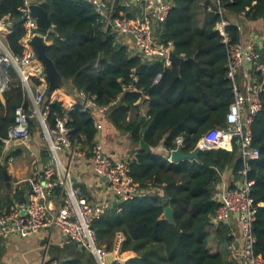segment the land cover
Returning <instances> with one entry per match:
<instances>
[{
    "label": "trees",
    "instance_id": "16d2710c",
    "mask_svg": "<svg viewBox=\"0 0 264 264\" xmlns=\"http://www.w3.org/2000/svg\"><path fill=\"white\" fill-rule=\"evenodd\" d=\"M21 5L22 0H0V16L13 22L14 30L6 39L15 54L22 53ZM202 5L211 8L204 11L200 24ZM42 7L54 27L45 51L69 82L70 93L78 97V90L82 89L95 95L98 105H108L120 96L108 111L110 120L114 126L125 129L138 145L129 164L130 175L138 185L137 194L115 202L95 223L100 243L110 248L114 234L121 231L125 235L122 250L136 254L124 263L112 264H238L209 246L213 216L219 206L216 185L225 169L233 165L236 175L242 163L236 144L231 149H200L196 159L170 162L139 143L155 147L169 132L164 140L167 150L175 149L176 138L182 136V150L191 152L198 148V141L208 130L225 125L233 93L227 78V48L215 26L228 12L244 11V16L264 20V0H173L167 18L157 27L160 40H171L173 51L185 57L179 65L173 63L171 67L155 59L142 62L138 54L119 41L116 33L101 29L91 4L80 0H42ZM219 7L222 12H218ZM124 11L120 8L118 13ZM128 17L132 15L129 13ZM225 30L231 42L240 41L236 25L230 24ZM261 52L264 62V44ZM132 70L139 78L137 86L142 92L121 95L122 85L131 81ZM9 71V88L0 94V181L7 163L1 137L7 135L24 99L16 71L12 68ZM158 72L163 76L153 84ZM143 94L149 96L148 117L123 124L128 110L135 108L134 102ZM261 101L262 108L251 124L253 145L260 156L251 161L249 177L255 180L251 195L256 203H263L258 206L253 229L257 237L255 252L264 257V89ZM48 106L52 121L67 112L60 100L48 102ZM67 114L72 141L90 149L97 133L96 109L83 111L76 105ZM46 157L49 158L48 154ZM14 201L24 202L25 195L21 191L7 194L3 201L8 205L5 212ZM168 205L173 209V222L164 216ZM222 236L226 244L234 242L233 235L218 228L215 237ZM65 249H71L68 259L61 260L64 250L54 247L55 254L49 260L58 264H94L93 255L79 245L73 243Z\"/></svg>",
    "mask_w": 264,
    "mask_h": 264
},
{
    "label": "built area",
    "instance_id": "2783aa9c",
    "mask_svg": "<svg viewBox=\"0 0 264 264\" xmlns=\"http://www.w3.org/2000/svg\"><path fill=\"white\" fill-rule=\"evenodd\" d=\"M91 4L98 16L101 29L104 32H114L117 35L129 37L135 49L142 52L145 60H160L165 65L173 62L170 53L174 45L171 40L162 41L158 37L157 27L168 16L173 0H80ZM124 1L139 6V13L128 17L125 12L118 13L125 7ZM33 0H22L19 21L24 27V34L19 43L22 53L15 54L9 47L6 35L13 32V22L7 16H0V94L9 88L11 82L10 68L14 69L20 79L23 89V103L17 107L14 122L9 125L7 135L1 137L4 146L13 141L30 142L32 131L30 123L37 120L40 134L46 144L49 155L47 165L38 171L31 181L29 200L19 203L8 212L0 213V237L7 238L13 234L31 236L43 229H58L64 235L76 242L80 247L91 253L95 264H111L108 260L110 252L97 238L95 227L103 214L114 202L128 200L138 191V185L129 171L133 158H113L103 151L102 145L94 141L89 149L90 160L95 173L104 178L108 185L110 196L98 203L89 202L74 186L71 173L64 166L60 151H66L69 160L77 154L76 141L70 137L68 127L69 116H56L52 121L49 116L48 102L43 104L45 88H39L46 83L44 65L38 58L31 39L41 34L48 43V34L41 33L36 19L31 15L30 5ZM40 4L41 1L39 2ZM222 12V8H218ZM244 14V11L242 12ZM223 19L216 24V29L222 35V42L227 48V78L232 84L233 100L225 114V125L208 130L201 138L200 149L226 148L234 144L238 147L241 166L237 170L235 183L223 188L216 196L219 202L213 221L223 223L236 218L239 236L236 241L228 244L239 256L238 264H264V257L256 254L254 222L259 203L251 195L255 180L249 177L251 161L259 158V149L253 145L251 124L262 108L261 92L264 89V62L261 61L262 46L255 41L231 42L225 30ZM50 28H54L51 25ZM37 62V65H33ZM247 69L246 85L239 83V72ZM158 72L153 84L162 78ZM131 81L122 85L123 93L142 92L137 86L139 80L134 70L130 73ZM36 80V81H35ZM35 89V90H34ZM83 110L95 108L98 113H106L120 96L108 105H98L96 96L78 90ZM142 97H148L143 94ZM70 109L74 108L71 104ZM97 121V120H96ZM102 127L96 122V128ZM182 139L178 140L181 143ZM176 149V148H175ZM169 150L167 160L172 161ZM56 196V197H55ZM39 264H57L56 260H43Z\"/></svg>",
    "mask_w": 264,
    "mask_h": 264
},
{
    "label": "crops",
    "instance_id": "0c3cea01",
    "mask_svg": "<svg viewBox=\"0 0 264 264\" xmlns=\"http://www.w3.org/2000/svg\"><path fill=\"white\" fill-rule=\"evenodd\" d=\"M33 1H35L36 3H39L41 1L42 3V0ZM124 5L125 7H122L121 9H124V12L127 14L130 13L132 16H134L140 12L138 5L127 1H124ZM210 8L211 7L209 5H202L199 13L200 24H202L204 21V11L209 10ZM223 21L225 22L226 26L233 24L238 27L241 33V41L252 40L255 41L258 45L264 44L263 19L254 20L248 16H244L243 14L228 12ZM51 38L52 36L50 35V37L48 38V44L50 43ZM117 38L120 42L127 45L132 53L138 54V51L135 49L131 38L120 35H117ZM140 57L142 58V56ZM173 63L174 62H171V64L166 66L171 67ZM37 64V62H33V65ZM177 64L179 65L180 63ZM247 75L248 70L246 68L240 70L238 78L239 83L243 88L246 85ZM46 87L47 82H43L42 86H40L39 88L46 89ZM75 95L72 93H65L62 89L56 88L51 93L49 103L53 102L54 100H60L63 102V106L67 112L72 111L76 107V105H79L81 110H83L81 107V98L76 97ZM148 103L149 96L140 97L138 100H136L133 104L135 105V108H131L128 110L123 124L125 122H135L137 120H140L142 117H148ZM71 104L74 106V108L72 109H70L69 107ZM67 112L65 113L66 115H68ZM109 114L110 113L108 112H97V115L94 116V124L96 125V122L98 121L102 125L100 129H97L94 141L99 142L102 145L103 151L113 158H134L135 150L138 148V145L132 142L130 134L125 129L114 126V124L110 120ZM31 126L32 139L30 142L27 143L22 141H13L3 147V154L5 157L7 156L6 170L9 175L10 187L8 188L6 186L3 174V181H0V200L2 201V203H0V213L8 209V205L3 202L7 194L13 195L16 191H21L25 195L26 201V196L29 195L30 192L31 181L35 177L36 173L47 165L49 158H47L46 156L48 153L46 150V144L40 134L37 120L32 121ZM168 135L169 132H167L163 136L161 142L155 147L148 146V144L145 143L147 145L146 148L154 154H159L167 159L169 150L165 148L164 140ZM179 139H182L183 141L182 136H178L175 140L176 148L182 147V142L178 143ZM198 143L200 147H202L201 142L198 141ZM88 149L89 147L87 149L82 148V146L78 144L77 154L72 158V160H69V157L65 150L64 152L62 150L60 151V157L63 165L69 168L71 178L74 177L77 182H82L84 184V187H77L79 191L86 197L89 202L98 203L103 198L109 197L111 194L108 190L106 180L95 173L89 157L90 153ZM14 153L16 154L10 155ZM232 168L233 165L229 166L222 172L221 180L216 185L217 195L220 191L223 190V188L230 187L235 183L236 175L233 174ZM18 204L19 202L14 201L9 205V210L17 207ZM115 204L116 203L114 202L113 205ZM260 205H263V203H259V206ZM219 224H221V226ZM218 228L221 231H225L227 234L233 235L234 240L236 241L237 237L239 236L238 223L236 221V218L230 216V220L227 222L213 223L210 229L211 238L209 240V246L213 251L221 250L227 260L239 263L238 254L235 250H231L228 248V244H226L223 240L224 236H222L221 238L215 237ZM124 242V233L121 231H117L114 234L113 242L110 248H107L106 244L104 243L101 244L108 249L110 255L113 258V262L124 263L125 261L136 255L132 250H122ZM73 243L77 244L56 228L43 229L31 236L23 237L13 234L7 238L0 237V264H39L43 260H49L55 254L53 252L54 247H60L64 250V253L62 252L60 257L61 260H66L69 258V251L71 249H69L68 251L65 248H70Z\"/></svg>",
    "mask_w": 264,
    "mask_h": 264
},
{
    "label": "water",
    "instance_id": "95a60500",
    "mask_svg": "<svg viewBox=\"0 0 264 264\" xmlns=\"http://www.w3.org/2000/svg\"><path fill=\"white\" fill-rule=\"evenodd\" d=\"M30 9H31V15L36 19V23H37L39 31L41 33L47 32L48 37L54 34V28H50L52 24L50 22L48 12L42 7V4L32 3L30 5ZM31 43L34 49L36 50L38 58L41 60V62L44 65L46 79H47V87L45 89V96H44L43 104L49 102L51 98V93L56 88L62 89L65 93H70L69 82L60 74L53 59H51L45 51V48L48 45V43L45 41V38L43 37V35L36 34L35 36L32 37ZM137 53L138 55L142 56V62H144L145 58L143 57L142 52L138 51ZM170 59L174 63H181L182 61L185 60V57L178 56L174 51H172L170 53ZM141 145L143 147H147V145L144 142H142ZM199 150L200 148L198 147L194 151L184 152L182 150V147H178L171 152V159L174 162H177L180 160H186V159H189V160L196 159ZM3 173H4L6 186L9 188L10 182H9L8 172L5 169ZM72 180L74 182L75 187H78V186L84 187V184L82 182H77L74 177H72ZM28 200H29V196L27 195L26 201ZM164 216L169 221L173 222L174 220L173 219V209L171 206L168 205L165 207ZM108 260L110 263L113 262V258L111 255L108 257Z\"/></svg>",
    "mask_w": 264,
    "mask_h": 264
}]
</instances>
